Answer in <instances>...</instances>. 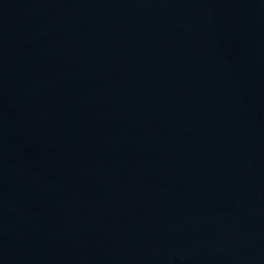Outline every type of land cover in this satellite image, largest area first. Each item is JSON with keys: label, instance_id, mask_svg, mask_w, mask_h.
Returning <instances> with one entry per match:
<instances>
[{"label": "water", "instance_id": "water-1", "mask_svg": "<svg viewBox=\"0 0 264 264\" xmlns=\"http://www.w3.org/2000/svg\"><path fill=\"white\" fill-rule=\"evenodd\" d=\"M0 264H264V0H0Z\"/></svg>", "mask_w": 264, "mask_h": 264}]
</instances>
